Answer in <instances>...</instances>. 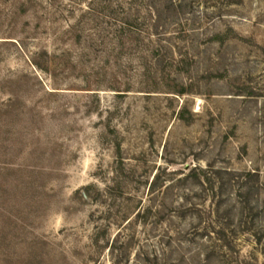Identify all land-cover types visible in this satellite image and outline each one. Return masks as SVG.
<instances>
[{"label":"rangeland","instance_id":"1","mask_svg":"<svg viewBox=\"0 0 264 264\" xmlns=\"http://www.w3.org/2000/svg\"><path fill=\"white\" fill-rule=\"evenodd\" d=\"M0 264H264V0H0Z\"/></svg>","mask_w":264,"mask_h":264}]
</instances>
